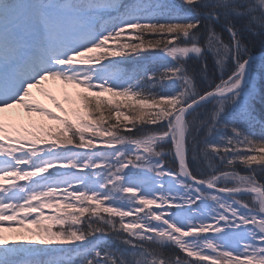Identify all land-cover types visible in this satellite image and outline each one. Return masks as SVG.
Here are the masks:
<instances>
[{
    "label": "snow or ice",
    "instance_id": "6c2138e0",
    "mask_svg": "<svg viewBox=\"0 0 264 264\" xmlns=\"http://www.w3.org/2000/svg\"><path fill=\"white\" fill-rule=\"evenodd\" d=\"M0 264H264V0H0Z\"/></svg>",
    "mask_w": 264,
    "mask_h": 264
},
{
    "label": "rangeland",
    "instance_id": "374dc122",
    "mask_svg": "<svg viewBox=\"0 0 264 264\" xmlns=\"http://www.w3.org/2000/svg\"><path fill=\"white\" fill-rule=\"evenodd\" d=\"M43 87L45 89H47V91L49 93H51L52 95H55L57 97V99L65 106V108L71 110V109L76 107L74 105V103H71V104L69 103L68 97L71 96L73 98V96H75L76 91L81 90V89H77L73 85H70V84H64L61 81H48V82H46V84ZM33 95L37 100H39L41 103L45 104V106L51 108L52 110L55 109L54 111H56L58 113H62L58 109L55 108L52 101L40 89H33ZM18 111H22V110L13 109V110H11V114H9V115L15 114ZM24 115H25V121L24 122L28 123L29 118L27 117V114H24ZM70 118L75 119V117L72 115H70ZM31 119L35 120V121L41 120L39 122L43 123V124L47 123L46 122L47 119H45V117L39 118L38 116H33V117H31ZM10 123H11V121L9 120L8 116H6L5 124L8 125ZM44 137H46V136H44ZM38 147H40V146L38 145ZM7 183L8 182L5 181L6 185H7ZM17 183L24 184L27 182L26 181H17ZM52 211L53 210H49V209L45 210L46 214H50ZM5 235L9 238L10 243H27L28 241L19 239L18 237L28 236L29 233H27V232H15V233H13V232H7L6 231Z\"/></svg>",
    "mask_w": 264,
    "mask_h": 264
},
{
    "label": "trees",
    "instance_id": "16d2710c",
    "mask_svg": "<svg viewBox=\"0 0 264 264\" xmlns=\"http://www.w3.org/2000/svg\"><path fill=\"white\" fill-rule=\"evenodd\" d=\"M144 56H145V59H144L143 63H144L146 66L151 67V66L153 65V63H154L153 60L151 59V56H150L148 53H145ZM113 59H119V58H113ZM191 64L193 65V67H195L196 62L193 61V62H191ZM212 78L215 79L216 82L218 83V82H219V72L217 71V72L215 73V75H214ZM203 86L206 87V86H207V82H205ZM79 91H82V90H77L76 93H75V96H73V98H72L71 96H69V97H68V101H69L70 104H71V103H74V105L76 106L75 108H79L81 111H83V108H82V101H80V100L78 99L77 95H76ZM103 95H104V97H105L107 100H111V101H113V104H115L116 101H124V100H125L124 97L114 96V95H112L111 93H104ZM70 97H71V98H70ZM54 110H55V109H54ZM54 110H53V111H54ZM121 110L126 112V109L124 108L123 104L121 105ZM145 111H146V112H148V111H152V109H151V108H145ZM55 112H56V111H55ZM57 114H58V115H64V113H58V112H57ZM84 115H85V119H87V120H91V118L88 117L86 113H84ZM38 117H39V116H38ZM39 118H43V117H39ZM45 119H47V118L45 117ZM73 119H74V118H73ZM39 121H41V120H38V122H39ZM46 122H47L46 125H53V124H55L54 121H49L48 119L46 120ZM61 127H62V126H61ZM44 138L46 139L47 137H44ZM104 146H105V145H104L102 142L97 144V147H101V148H102V147H104ZM204 167H205V168L207 167V162H205ZM177 170H178V168H177ZM50 171H51V170H50ZM54 230H55V228H54ZM209 234H211V233H209ZM192 259H195V258H192Z\"/></svg>",
    "mask_w": 264,
    "mask_h": 264
}]
</instances>
